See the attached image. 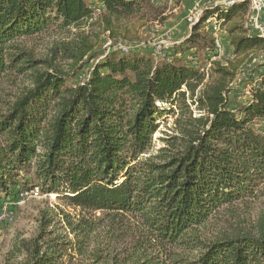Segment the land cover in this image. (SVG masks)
I'll list each match as a JSON object with an SVG mask.
<instances>
[{
  "label": "trees",
  "instance_id": "16d2710c",
  "mask_svg": "<svg viewBox=\"0 0 264 264\" xmlns=\"http://www.w3.org/2000/svg\"><path fill=\"white\" fill-rule=\"evenodd\" d=\"M138 2L0 0V212L35 188L76 212L42 211L18 264H264V213L249 230H200L223 208L264 195V128L254 127L264 123V74L251 69L248 97L233 84L264 52L244 29L246 2L217 12L232 58L214 62L212 10L161 59L92 55L86 37L47 59L19 44L83 30L101 11L130 15ZM17 80L16 92L7 89Z\"/></svg>",
  "mask_w": 264,
  "mask_h": 264
},
{
  "label": "rangeland",
  "instance_id": "374dc122",
  "mask_svg": "<svg viewBox=\"0 0 264 264\" xmlns=\"http://www.w3.org/2000/svg\"><path fill=\"white\" fill-rule=\"evenodd\" d=\"M183 4L180 0H164L162 4L157 6L138 2V9L135 12L118 17H109L106 12L101 11L95 13L94 20L83 30H72L69 33L55 34L49 37L24 39L19 44L27 50H31L33 55L40 59L49 58L50 51L62 43L77 42L82 37H86L89 45L93 47L92 55L102 57L110 49L111 44L120 41L129 46L132 49L131 52L144 50L157 54L163 51L165 47L168 48L172 42L184 40L183 38L189 34L188 24L181 21L184 10ZM223 29L226 32L224 27ZM205 30L207 29L205 28ZM168 37L170 38L168 39ZM223 44L227 53H231L232 49L228 51L229 46L226 40L223 41ZM59 62L64 68H67L70 63ZM87 72L88 69L85 68L74 79V83L82 82ZM16 83V88L7 89L16 92L22 82L17 80ZM2 98L7 99L3 96ZM255 123V129L264 128V123L259 121ZM172 127V118L166 119L165 122L162 121L158 131L153 136L156 149L160 147L157 138L162 137L166 132L170 133ZM1 197L3 196L1 195ZM2 207L12 211L14 216L12 223H0V264H18L23 259L24 255L17 253L16 250L20 247V243L27 242L36 235L37 219H39L42 211L50 210L58 217H61L59 213L69 214L73 217L76 214L69 207L56 201L54 195H43L36 188L28 191V196L23 203L18 205L13 200H6L3 201ZM263 213L264 195L246 198L244 201L223 208L219 214H216V217L210 219L207 226L200 230L205 235L210 236L221 231L249 230L257 224ZM69 238L72 239L73 237L69 236ZM80 260L82 264H88L85 256L79 258Z\"/></svg>",
  "mask_w": 264,
  "mask_h": 264
},
{
  "label": "built area",
  "instance_id": "2783aa9c",
  "mask_svg": "<svg viewBox=\"0 0 264 264\" xmlns=\"http://www.w3.org/2000/svg\"><path fill=\"white\" fill-rule=\"evenodd\" d=\"M152 6H157L163 3L164 0H145ZM87 2L93 3L92 0ZM246 2L248 4L247 12L244 16L243 26L250 36H257L264 41V0H205L204 3H196L185 15L184 21L188 24L189 29L198 23L206 10H212L213 14L206 20L205 24L209 30V35L213 42V54H211L210 62L221 60L222 58H232L231 53H227L223 44V35L225 31L221 26L219 15L217 12H227L236 5ZM97 7H101L100 5ZM170 37H168L169 39ZM181 41H174L171 46L178 45ZM168 47V48H169ZM164 48L163 51L154 54L158 59L164 58V51L168 49ZM113 51L121 53H128L132 49L123 42H115L110 47ZM109 49V50H110ZM108 51V50H107ZM106 53V52H105ZM186 61H193L192 54H187ZM210 65H208L209 69ZM257 67L258 73L264 74V52L251 56L246 67L242 69L235 77L233 84L243 83V96L248 97L250 95V89L257 83V73L251 72L252 68ZM28 196V192L22 191L18 195L17 204H21ZM13 213L9 209L3 208L0 212V223H12Z\"/></svg>",
  "mask_w": 264,
  "mask_h": 264
},
{
  "label": "crops",
  "instance_id": "0c3cea01",
  "mask_svg": "<svg viewBox=\"0 0 264 264\" xmlns=\"http://www.w3.org/2000/svg\"><path fill=\"white\" fill-rule=\"evenodd\" d=\"M182 3H184L183 4V13H182V15H181V21L182 22H185L184 21V17H185V15H186V13L196 4V3H204V1L205 0H185L184 2L182 1V0H180ZM227 33L225 32V35H226ZM188 35V34H187ZM184 39V38H183ZM226 40V42H227V45L229 46V43H228V38H227V35L226 36H224V38H223V41H225ZM231 50V48L230 47H228V51H230Z\"/></svg>",
  "mask_w": 264,
  "mask_h": 264
}]
</instances>
